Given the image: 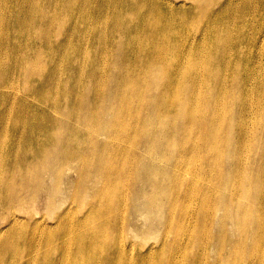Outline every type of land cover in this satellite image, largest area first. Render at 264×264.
Segmentation results:
<instances>
[{"label":"bare ground","instance_id":"1","mask_svg":"<svg viewBox=\"0 0 264 264\" xmlns=\"http://www.w3.org/2000/svg\"><path fill=\"white\" fill-rule=\"evenodd\" d=\"M0 264H264V0H0Z\"/></svg>","mask_w":264,"mask_h":264},{"label":"rangeland","instance_id":"2","mask_svg":"<svg viewBox=\"0 0 264 264\" xmlns=\"http://www.w3.org/2000/svg\"><path fill=\"white\" fill-rule=\"evenodd\" d=\"M63 77V76H62ZM57 118H60V117H57ZM61 119V118H60ZM148 239H146V241H147Z\"/></svg>","mask_w":264,"mask_h":264}]
</instances>
